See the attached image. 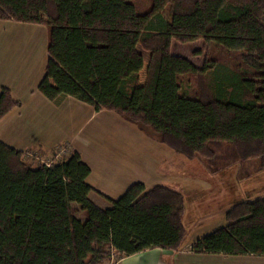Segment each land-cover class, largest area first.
<instances>
[{"label": "trees", "instance_id": "obj_1", "mask_svg": "<svg viewBox=\"0 0 264 264\" xmlns=\"http://www.w3.org/2000/svg\"><path fill=\"white\" fill-rule=\"evenodd\" d=\"M25 4L0 0V19L48 25L38 89L54 104L72 96L114 111L210 172L251 159L249 176L264 170V0H45L41 15ZM198 37L201 65L171 52L173 38ZM19 104L2 86L0 118ZM44 154L0 139V264H104L112 254L182 248L181 191L137 181L99 206L76 150L59 143ZM225 218L189 249L264 254L263 195L234 203Z\"/></svg>", "mask_w": 264, "mask_h": 264}, {"label": "crops", "instance_id": "obj_2", "mask_svg": "<svg viewBox=\"0 0 264 264\" xmlns=\"http://www.w3.org/2000/svg\"><path fill=\"white\" fill-rule=\"evenodd\" d=\"M47 41L45 23L0 19V90L2 86L9 88L20 101L0 118L3 142L22 150L45 151L43 157H49L53 146L67 144L90 167L86 181L95 191L89 197L99 206H108L109 199H117L137 181L147 188L159 183L182 186L184 192L192 193L197 207L205 198L220 200L224 212L231 206L229 176L221 179L219 173L210 172L188 175L187 168L182 170L177 164L182 162L179 154L118 113L97 110L72 96L56 105L43 95L38 84L47 62ZM225 223L221 219L199 231L185 225L189 236L181 249L148 248L120 258L118 264H264V254L199 253L189 249L198 237Z\"/></svg>", "mask_w": 264, "mask_h": 264}, {"label": "rangeland", "instance_id": "obj_3", "mask_svg": "<svg viewBox=\"0 0 264 264\" xmlns=\"http://www.w3.org/2000/svg\"><path fill=\"white\" fill-rule=\"evenodd\" d=\"M25 5L28 13H38L39 15H41L45 10V0H26ZM66 10L68 13L67 7ZM65 14L66 11L64 9L62 11L63 18H65ZM14 32H16V30H14ZM202 42V37L194 38L188 41H180L176 38H173L170 50L175 54H180L189 58L196 65H201L204 56L203 51H201L203 46ZM144 53L145 58H147L148 52L144 51ZM144 77L145 67L141 71V80H144ZM210 145L219 148L218 151H221V143H210ZM179 155L182 162L177 161V164L182 167V170H185V168H187L188 175H204V173L210 172L208 169V165L200 161L199 158H187L181 154ZM46 158L48 157H42V159ZM42 159H38V161H41ZM256 162L257 160L251 159L244 164V169L239 170L241 163L235 161L229 166L218 170L217 172H210L219 173V175H216H218L217 177L221 179H226L228 176L231 178V205L245 199H251L260 195L264 196V170L257 171L251 176H249L248 173L250 170H247L251 169L252 167H256ZM175 167L178 166L176 165ZM222 182L224 183V185H227V182L225 180H223ZM175 188L180 191H183L184 189L182 186H176ZM182 193L184 195L185 204L187 207V215L184 216V223L186 226L192 227L194 229H197L196 231H199L202 229L201 227L216 225L221 219L226 222V211L224 212V210L222 209L220 200L217 201L215 200V198L201 199L200 206L197 207L195 206L194 197L191 192L187 193L183 191ZM205 193H210V189H208ZM77 213L80 215V217H82L83 220L86 218V215L81 211L78 210ZM188 236L189 234L187 235L186 239L188 238Z\"/></svg>", "mask_w": 264, "mask_h": 264}, {"label": "built area", "instance_id": "obj_4", "mask_svg": "<svg viewBox=\"0 0 264 264\" xmlns=\"http://www.w3.org/2000/svg\"><path fill=\"white\" fill-rule=\"evenodd\" d=\"M63 152H67V149H64ZM119 260H120V258H117V257L115 256V254H112V255L108 258V260L105 261L104 264H118V263H119Z\"/></svg>", "mask_w": 264, "mask_h": 264}]
</instances>
